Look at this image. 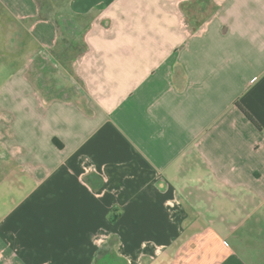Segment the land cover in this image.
<instances>
[{"label":"crops","instance_id":"crops-1","mask_svg":"<svg viewBox=\"0 0 264 264\" xmlns=\"http://www.w3.org/2000/svg\"><path fill=\"white\" fill-rule=\"evenodd\" d=\"M42 1L0 0V264H264V0Z\"/></svg>","mask_w":264,"mask_h":264},{"label":"rangeland","instance_id":"rangeland-1","mask_svg":"<svg viewBox=\"0 0 264 264\" xmlns=\"http://www.w3.org/2000/svg\"><path fill=\"white\" fill-rule=\"evenodd\" d=\"M205 3L207 5H205ZM209 5H210L209 0H196L195 2H192V4L184 5V7L181 11L182 17L184 18V21L187 23V26L189 29H191V30L198 29L199 26L201 25V23L204 21V18L209 17L214 12L213 10L208 9V7H210ZM65 28H66V30L63 29V31L66 34L73 33V32H71L72 26L69 27L68 25H66ZM66 38H68V35H66ZM65 46H67L69 48V50H67V52L64 54V57H63L64 59L62 60L64 62L68 61L71 58V56L75 53V51L70 49V45L65 44ZM41 90L45 96H47V97L51 96L50 95L51 93L48 92L47 90H45L43 88ZM74 91H75L74 89H64L62 93L71 96ZM52 95L54 96V94H52ZM0 150H1V148H0ZM10 155H11L10 153L0 154V158H1L0 162L2 161V162L10 163V162H8ZM5 169H7V167Z\"/></svg>","mask_w":264,"mask_h":264},{"label":"trees","instance_id":"trees-1","mask_svg":"<svg viewBox=\"0 0 264 264\" xmlns=\"http://www.w3.org/2000/svg\"><path fill=\"white\" fill-rule=\"evenodd\" d=\"M58 45H59V42H58ZM63 48V47H62ZM241 108V107H240ZM241 110L244 112V114L254 123V124H256L255 123V121H254V119L251 117V115L249 114V113H247L243 108H241ZM56 142V144L58 145V146H61V144L58 142V141H55Z\"/></svg>","mask_w":264,"mask_h":264},{"label":"built area","instance_id":"built-area-1","mask_svg":"<svg viewBox=\"0 0 264 264\" xmlns=\"http://www.w3.org/2000/svg\"><path fill=\"white\" fill-rule=\"evenodd\" d=\"M69 172H71V171L69 170Z\"/></svg>","mask_w":264,"mask_h":264}]
</instances>
